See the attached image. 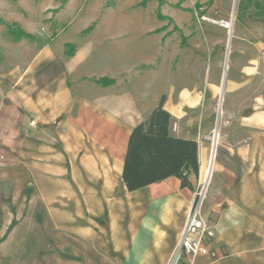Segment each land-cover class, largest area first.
Listing matches in <instances>:
<instances>
[{
  "label": "crops",
  "instance_id": "0c3cea01",
  "mask_svg": "<svg viewBox=\"0 0 264 264\" xmlns=\"http://www.w3.org/2000/svg\"><path fill=\"white\" fill-rule=\"evenodd\" d=\"M77 4L43 0L38 12L30 9L53 17L44 29L53 35V22L65 23ZM247 9L253 16L244 13L230 38L229 68L220 66L218 42L201 76L186 73L183 61L175 71L168 56L159 61L180 30L161 7L153 28L143 9L86 8L90 23L57 28L42 43L14 38L0 22V255L14 264H166L205 184L202 215L215 229L217 256L193 264H264V16L254 4ZM10 16L39 33L24 13ZM162 96L171 133L199 144V172L189 174L192 187L170 176L129 190L130 134ZM220 98L225 122L235 115L248 133L213 137Z\"/></svg>",
  "mask_w": 264,
  "mask_h": 264
},
{
  "label": "rangeland",
  "instance_id": "374dc122",
  "mask_svg": "<svg viewBox=\"0 0 264 264\" xmlns=\"http://www.w3.org/2000/svg\"><path fill=\"white\" fill-rule=\"evenodd\" d=\"M6 1L7 3L5 8L0 6L2 9H4L2 10L0 8L1 14L2 16H5V19L0 17V22L5 23L6 25L11 23L12 21H9L10 18L12 19L10 14H12L14 10L21 14L24 13L27 18H32L33 21L39 25V33H36L37 35H35L34 38L29 41L32 42L38 38L37 40L40 43L47 41L48 39L50 40L54 34L58 32L56 31L57 28H60V31L68 28V26L72 23L73 28H78L84 24L90 23L93 16L92 11L89 15H83L86 8L90 10L96 8L99 11H104L109 7H128L129 9H134L135 12L138 9H143V17H150L153 20L150 23V27L153 28L154 24H157L154 21L156 18L157 8L161 7L163 12L172 14L171 16L173 21H169L168 19L165 20V22L169 21V27H172L173 23H177L180 27V30L175 31L168 36L167 43L163 52L160 54L159 61L162 59V57L164 59L165 56H168L167 64L171 71L178 69V66H180L179 62L183 61V70L186 73L190 74V70L193 69L198 71L200 76L205 75L209 70L212 51L214 45L218 42L223 46L220 66L222 69L226 70L229 68L232 56L230 40L234 36L233 34L235 33V27L237 24L244 21L242 17H244L246 13L252 12V17L254 12V10L249 11L250 8L245 10L243 13L238 11V4L240 0H165L161 6H159L158 0H149L144 7L139 5L141 0H77L78 4L76 5V9L74 10L73 14L69 16L65 23H58L57 21L53 22L51 29H55V31L52 35L44 34V29L46 24H49V22L53 20V17L41 19L37 13H32V9H30V7H34V9L38 12V8L41 7L43 0ZM54 1L59 4L58 6L60 8L64 6V3L67 0ZM197 1L201 4L199 8L195 7ZM59 8H55L54 12L58 11ZM175 12L177 16L175 15ZM148 13L150 15H148ZM226 22L232 23V26H225L228 24ZM13 23L20 27L19 23L14 21ZM26 46H29V44H26L24 47ZM176 51L178 53L177 57L174 56ZM222 106L223 98H220V100L218 99L215 104V122L219 123V125L218 130L213 133V137H221L224 134L242 135L248 133L245 129L238 125L235 115L229 117L231 120L230 123L225 122V118H223V111H221ZM211 160H213L212 156ZM1 187L2 190L11 194L12 196L15 194V191L11 190L13 187L9 189V184L2 183ZM199 187H201V185ZM1 246H8V248L10 247V245H8V243L6 245L5 242H3ZM29 257L30 255H28L27 261H30ZM25 261L26 260H24V262ZM4 262L6 264H14L13 256L0 255V263L3 264Z\"/></svg>",
  "mask_w": 264,
  "mask_h": 264
},
{
  "label": "trees",
  "instance_id": "16d2710c",
  "mask_svg": "<svg viewBox=\"0 0 264 264\" xmlns=\"http://www.w3.org/2000/svg\"><path fill=\"white\" fill-rule=\"evenodd\" d=\"M149 0H141L145 6ZM161 6L165 0H158ZM253 2V3H252ZM251 4L257 8L256 15L264 16V4L259 0H240L238 11L247 9ZM201 4L197 1L196 8ZM191 10V9H190ZM89 26L85 31H90ZM8 33L14 38H33L29 32L14 23L7 24ZM69 54L74 53L75 45ZM165 96L148 116L132 130L125 155L123 179L129 190H135L170 176L181 179L183 186L192 187L189 174L199 172V144L195 139L175 136L170 131L172 114L164 107Z\"/></svg>",
  "mask_w": 264,
  "mask_h": 264
},
{
  "label": "built area",
  "instance_id": "2783aa9c",
  "mask_svg": "<svg viewBox=\"0 0 264 264\" xmlns=\"http://www.w3.org/2000/svg\"><path fill=\"white\" fill-rule=\"evenodd\" d=\"M31 123L36 124V120L33 119ZM205 195V184H202L195 192L180 240L166 264H193L196 257L208 253L217 256L215 250L210 247V242L216 233L215 229L202 215Z\"/></svg>",
  "mask_w": 264,
  "mask_h": 264
},
{
  "label": "bare ground",
  "instance_id": "6f19581e",
  "mask_svg": "<svg viewBox=\"0 0 264 264\" xmlns=\"http://www.w3.org/2000/svg\"><path fill=\"white\" fill-rule=\"evenodd\" d=\"M228 24H226L225 26H228V27H231L232 26V23H229V22H226Z\"/></svg>",
  "mask_w": 264,
  "mask_h": 264
}]
</instances>
